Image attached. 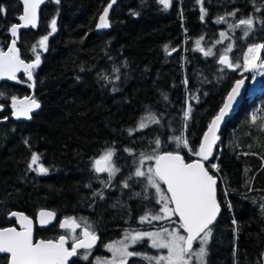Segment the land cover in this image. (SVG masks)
I'll return each mask as SVG.
<instances>
[{"label": "trees", "instance_id": "trees-1", "mask_svg": "<svg viewBox=\"0 0 264 264\" xmlns=\"http://www.w3.org/2000/svg\"><path fill=\"white\" fill-rule=\"evenodd\" d=\"M110 1L46 0L38 27L19 34L20 57L41 58L33 71L32 91L40 108L27 121L0 122V227L12 224L7 214L13 210L35 219L43 208L56 214L55 221L43 230L36 228L37 238H55L61 232L58 223L66 217L81 223V204L86 200L92 205L102 194L92 163L108 148L115 150L114 162L122 172L133 171L135 167L124 166L137 165L141 154L170 151L182 153L187 161L195 158L189 149L177 147L174 137L183 135L190 148L198 149L211 118L240 77L239 67L218 63L217 46L205 57L196 40L203 37L200 48L206 51L221 28L217 18L235 12L237 18L251 16L254 30L245 40L235 36L232 62L241 66L246 49L264 42V0H171L167 9L158 0H116L110 29L97 32L98 15ZM0 6L5 9L0 12L3 51L22 6L20 0H0ZM53 18L55 32L50 27ZM46 35L47 47L40 49L38 42ZM29 84L23 73L14 83L0 81V118L9 117L13 96L30 93ZM261 88L245 93L205 163L219 179L221 203L210 226L205 264L264 262V77ZM142 119L147 126L139 129ZM129 129L134 131L130 134ZM33 152L49 169L47 174L28 169ZM116 179L121 186L123 177ZM135 250L150 257L157 253L146 243ZM137 261L131 258L129 264H141ZM7 262L8 256L1 254L0 264Z\"/></svg>", "mask_w": 264, "mask_h": 264}, {"label": "snow or ice", "instance_id": "snow-or-ice-1", "mask_svg": "<svg viewBox=\"0 0 264 264\" xmlns=\"http://www.w3.org/2000/svg\"><path fill=\"white\" fill-rule=\"evenodd\" d=\"M45 2V0H23V14L18 17L21 24L11 25L10 32L13 37L11 45L7 51L0 50V79L7 78L9 80H17V73L23 70L27 75L29 81L33 79V71L40 65L41 58L37 54L35 60L31 63H26L20 58L19 50L16 47L18 38V30L31 26H37L38 9ZM59 3V0H56ZM160 4L167 9L170 6V0H158ZM198 3L201 0H197ZM116 0H111V3L104 8L103 14L99 17L97 28H108L110 23L108 20L109 9L112 8ZM259 9H257L258 11ZM5 9L0 6V12ZM136 15L137 13H133ZM206 15L205 9L201 7V20ZM228 15H235L229 13ZM224 17H218L216 23L224 21ZM244 26V35L247 36L252 30L253 19L249 16L246 19H240L238 24L229 25V28H236ZM52 32L56 31V20L53 18L50 24ZM50 32L48 35H51ZM48 35L42 37L39 42L40 49H46ZM220 36L225 38V33L221 32ZM203 37L196 40V46L203 51L205 57L213 55L211 48L206 51L200 48V43ZM221 41H217L220 43ZM36 45L33 46V52H36ZM165 51L168 52V45H165ZM264 45H255L249 47L247 53L244 55L243 70L245 72H260L264 75V59H261L259 52ZM175 51V49H172ZM232 51V46L229 45L224 54L219 55L218 63L227 68L235 69L240 65L234 64L227 55ZM170 54V53H169ZM118 71V69H114ZM118 78V77H117ZM107 79V77H104ZM187 83V81H185ZM245 84V78L235 81L233 87L228 92L222 106L219 108L217 114L211 119L208 124L207 131L204 132L201 143L198 149H192L189 146V141L183 138V135L174 137L177 147L181 145L199 159L188 163L185 162L183 156L179 152L165 151L155 155L141 154L140 163L144 160H155V166L148 168L147 172L142 171L139 167L136 168L134 175L136 177H145L147 179V186L156 190V203L160 205L158 212H146L140 218L141 223L145 221L151 223L152 220L172 221V217L179 218V228L183 229L186 235H182L177 229L161 228L155 232H140L126 235L125 239L130 240L135 244L147 237L151 241V247L156 249H167L166 255L156 257L142 256V258L149 261H155V264H192L193 258L197 264H205V257L207 255L206 245L212 235L211 225L221 212V203L217 199V180L213 175L209 174L203 161H208L213 154V146L215 145L218 136L217 130L220 123L225 119L229 112L233 109L238 97L241 95V88ZM33 87L32 84L28 85ZM115 91V89H113ZM2 95V94H0ZM11 107L13 109L12 115L20 118L24 117L31 119L30 113L34 109L40 108L39 102L34 97L26 96L23 100H18L15 96L11 98ZM189 112H184L185 121L189 118ZM8 119V117H4ZM153 122H157L155 117H149ZM257 116H252V121L255 123ZM147 125L143 119L139 123L138 128L143 129ZM264 130V129H262ZM134 129H129L131 134ZM27 144L28 141H25ZM160 140L155 141L157 149L160 147ZM114 149L108 148L92 163V167L96 173L107 172L109 180L115 175L118 168L113 166ZM125 151L131 152L130 149ZM40 156L33 152L28 163L30 171H36L38 174H47L49 169L39 164ZM36 165L34 168L33 166ZM212 168H217L212 165ZM103 183V181H102ZM161 184L166 185L167 193L161 189ZM129 185L124 184L127 188ZM147 191V187L145 188ZM95 195V193H94ZM102 195V194H101ZM139 195V194H137ZM147 199V197H145ZM231 209L232 205H228ZM264 209V205L261 206ZM55 213L51 211L41 210L39 212V223L45 225L49 220L55 217ZM10 217H15L16 222L20 225V230L15 227L0 228V253L10 254L8 264H70V259L79 255L78 249H91L98 237L94 231L91 230V225L87 224L82 227L80 223L73 217H66L60 222L61 229H68L71 233H75L77 228L82 227L80 237L72 235L71 247H66L68 237L65 235L59 236L55 241L53 240H35L33 238V221L23 212L13 211L9 213ZM174 222V221H172ZM235 224V221H233ZM200 242L198 250L193 249L195 241ZM110 251L113 252V259L104 261L102 264H127V258L134 255H142L134 251H128L129 244L123 241L118 242L117 245H108ZM87 259V254L83 256Z\"/></svg>", "mask_w": 264, "mask_h": 264}, {"label": "flooded vegetation", "instance_id": "flooded-vegetation-1", "mask_svg": "<svg viewBox=\"0 0 264 264\" xmlns=\"http://www.w3.org/2000/svg\"><path fill=\"white\" fill-rule=\"evenodd\" d=\"M239 38L240 40L243 39L241 35L239 36ZM228 56L231 60V55L228 54ZM243 75L248 76L247 74L243 73L240 74V77ZM97 176L104 177L106 176V174L95 172V178ZM115 180L116 181H113L114 183L112 182L110 185L106 184L104 180H95L94 182L97 185L101 186L102 195L99 194L98 196H96L97 199L93 202L92 205H89L86 200L81 204L82 208H80V224L82 225V227L85 225V221L87 222V224H90L91 230L95 232L98 239L91 249H79V255L74 257L70 264H102V262L104 261L103 259H105L104 256L109 255L106 251L108 249L107 246L112 245L111 243L115 241V239L123 235L125 232H135L136 230H145L151 227L166 225H156L161 221L155 220H152V223H149L147 221L141 223L140 221V218L144 216L146 212L151 211V208L155 209L157 206H159L156 203L155 198L151 195L150 189L147 188V191H145V188L147 187L145 180H139L137 182L130 181L127 188H125L124 186H118V180ZM107 194H112V197L106 198ZM145 197H147V199H145ZM125 199H127V201H125ZM117 200H120L123 203L119 204ZM33 221L35 223V219H33ZM58 224L60 225V222ZM11 225H14L13 221ZM82 227L77 228L74 234L71 233L68 229H61L59 227L61 232L58 233L55 238L51 239L55 240L59 236L65 235L66 237H68L67 247L70 248L72 244L71 236L76 235L77 237H80ZM36 228L37 227H35V231ZM43 229L45 228H42L41 230ZM145 243L146 241L143 240L131 247V251L141 253L142 255H134L132 257H128L127 264H129L131 258H137V262L141 264H149V260L142 258V256L147 255H144L142 252L135 250L137 248L143 247ZM85 254H87V259L83 258ZM254 263L257 264L256 261ZM260 264H262V262Z\"/></svg>", "mask_w": 264, "mask_h": 264}, {"label": "rangeland", "instance_id": "rangeland-1", "mask_svg": "<svg viewBox=\"0 0 264 264\" xmlns=\"http://www.w3.org/2000/svg\"><path fill=\"white\" fill-rule=\"evenodd\" d=\"M170 3H171V0H170ZM230 13H235V12H230ZM228 14L224 15L225 19H224L223 22L220 23L221 28L219 29V31L217 33V37L215 38L214 43L210 47L212 49V51H213V54L215 52L214 48H216V46H217L216 51H218L219 55H221V54H224V52L226 51V49L228 48L229 45L232 46V51L228 52L227 55L231 54L233 52V50H234V38H235V36L236 35H238V36L241 35L243 37V40H245V38L254 30V23H253L252 30L248 33L247 36L244 35V32L246 30L244 26H240V27H236V28H229L230 24L231 25L238 24V21L240 19H246L248 17L242 16L241 18H237L236 14L234 16L233 15H228ZM221 32L225 33V38H222L220 36ZM217 41H221V42L217 43ZM255 45H264V42H260V43L254 44V45H251L249 47H252V46H255ZM248 48L246 49L245 53H247ZM245 53H244V55H245ZM244 55H243V57L241 59V66L238 69V74L240 75V74L244 73V74L248 75L249 83H248V86H247L246 95H252L253 93L260 92L262 90V88H261V80L264 77V75H262L260 72H245L243 70V67H242L243 62H244ZM259 55H260L261 59H264V48H261V50L259 52ZM140 160H141V158H140ZM140 160L137 162V165H132V166L126 165V166H124L127 169L135 167L133 171H131V172H122V171H120L121 168H118V166L115 165L114 158H113V166L118 168L119 171H117L115 173V175L112 176L111 180H109V175H108L107 172H104L106 174V176H104V177L97 176L95 179L96 180H104L106 184L110 185L117 177H123L124 182L121 183V186H124L125 183L128 184L130 181L131 182H137L139 180H145L146 181V185H147V179L145 177H136L134 175V173H135L136 168H138V167L142 171L147 172L148 168L154 167L155 160L154 159L153 160H147L146 159V160H144L143 164L140 163ZM147 188L150 189V193L155 198V201H156V199H157L156 190L154 188H151V187H148V186H147ZM161 189L165 193V195H167V193H166V191H165V189H164L162 184H161ZM159 208H160V205L157 206L155 209L151 208L150 212H153V213L154 212H158ZM172 221H174V222H172ZM172 221L161 220V222L156 224V225H159V224L160 225L161 224H166V225L151 227V228H147L145 230H136L135 232H137V231H140V232H155V231H159L161 228H168L170 231L172 229H177L178 231H180V233L182 235H185L183 233L182 229L179 228L178 224H176V221L174 220V217H172ZM135 232H130V231L128 233L125 232L119 238L115 239V241H113L111 244L118 246V242L123 241L124 243L129 244L128 251H131V247L132 246H134V245L138 244L139 242L145 240L146 243L151 247V241L147 237H144L141 241H139V242H137L135 244L131 243L130 240H126L125 239L126 235L135 234ZM196 246L197 247L194 248V250H198L199 249V247H200V242L199 241H198V244ZM151 248H153V247H151ZM153 249H155L157 251V253H156L155 256H152V257H156V256L166 255L167 254V249H156V248H153ZM106 251L108 252L109 255L108 256H104V258L108 259V260H105V259H103V260L104 261L112 260L113 259V252L110 251L109 248ZM205 260H206V257H205ZM150 264H155V261L154 260L150 261ZM192 264H197V261L195 260V258H193ZM262 264H264V262Z\"/></svg>", "mask_w": 264, "mask_h": 264}, {"label": "water", "instance_id": "water-1", "mask_svg": "<svg viewBox=\"0 0 264 264\" xmlns=\"http://www.w3.org/2000/svg\"><path fill=\"white\" fill-rule=\"evenodd\" d=\"M46 1V0H45ZM20 3H21V6H22V12H21V14L20 15H22L23 14V0H20ZM45 3V2H44ZM44 3L40 6V8L38 9V18H37V26L35 27V28H33V27H31V26H28V27H25V28H20L19 30H18V38H19V34H20V32L22 31V30H27V29H29V28H31L32 30H35L37 27H38V23H39V12H40V9L42 8V6L44 5ZM109 3H111V1L109 2ZM108 3V4H109ZM107 4V5H108ZM107 5H106V7H107ZM114 5L115 4H113V6H112V8L114 7ZM112 8H110L109 9V13H108V20H109V15H110V12H111V10H112ZM103 11H104V9L102 10V12L98 15V18H97V21H96V24H95V29H96V31L97 32H102V31H107V30H109L110 29V27H108V28H103V29H101V28H97V24L99 23V17H100V15L101 14H103ZM19 15V16H20ZM18 16V17H19ZM22 22L17 18V20H16V22L15 23H13V24H17V25H19V24H21ZM110 23V22H109ZM12 24V25H13ZM10 28H11V26H10ZM10 28H9V34H10V38H11V40H10V43H9V45H8V47L11 45V43H12V40H13V37H12V35H11V32H10ZM52 31V30H51ZM18 38H17V41H18ZM8 47L5 49V50H3V51H7L8 50ZM16 47H17V42H16ZM17 49H18V47H17ZM21 58V57H20ZM22 59V58H21ZM24 60V59H23ZM218 60H219V58H218ZM25 61V60H24ZM34 60H31V61H25L26 63H31V62H33ZM229 69H232V68H229ZM21 73H23L24 75H25V77H26V79L28 80V78H27V75L23 72V70L21 69V71L20 72H18L16 75L18 76V75H20ZM241 78H245V84H244V86H242V88H241V95L238 97V99H237V102L234 104V107H233V109L229 112V114L225 117V119L220 123V127L218 128V130H217V136H219V132H220V130H221V128H222V126H223V124L227 121V119L228 118H230L236 111H237V109L239 108V105H240V103H241V101H242V99H243V97H244V95H245V93H246V90H247V86H248V83H249V78H248V76H246V75H243V76H241V77H239V78H237L236 80H238V79H241ZM235 80V81H236ZM0 81H7V82H10V83H14L16 80H9V79H7V78H3V79H0ZM29 81V80H28ZM235 81L233 82V84H232V86L230 87V89H229V91L231 90V88L233 87V85H234V83H235ZM30 82V84H32L33 85V87H34V83H33V79L31 80V81H29ZM33 87H30V93L28 94V95H24V96H15L18 100H23L26 96H28V97H32V91H33ZM228 91V92H229ZM228 92H227V94H228ZM227 94H226V96H227ZM225 96V97H226ZM224 100H225V98H224ZM224 100H223V102H224ZM223 102H222V104H223ZM11 99H10V102H9V105H10V111H11V113H10V115H9V117H8V119H12V120H14V121H27V120H29V119H27V118H24V117H20V118H17V117H15V116H13L12 115V112H13V109H12V107H11ZM222 104H221V106H222ZM220 106V107H221ZM36 110L37 109H34L31 113H30V116L33 114V113H35L36 112ZM217 114V113H216ZM215 114V115H216ZM214 115V116H215ZM213 116V117H214ZM212 117V118H213ZM211 118V119H212ZM8 119H4V118H0V122H6ZM211 121V120H210ZM210 123V122H209ZM208 127V126H207ZM205 131H207V128H206V130ZM204 135V134H203ZM202 138H203V136H202ZM202 138H201V140H202ZM201 140H200V143H201ZM217 142H218V139H217V141H216V143H215V145L213 146V150H214V148L216 147V145H217ZM165 152V151H164ZM161 153H163V152H161ZM160 154V153H159ZM181 156H183V154L182 153H179ZM184 157V156H183ZM210 158V157H209ZM185 159V158H184ZM196 159H199L198 157H195V158H193V159H191V160H186L185 159V162H188V163H190V162H192L193 160H196ZM203 163H204V165H205V163H206V161H203ZM154 166H155V163H154ZM206 167V166H205ZM207 169V168H206ZM208 170V169H207ZM209 174L210 175H212L210 172H209ZM214 176V175H213ZM215 177V176H214ZM216 178V180H217V186H218V184H219V179L217 178V177H215ZM163 185V184H162ZM163 187H164V189H165V191H166V193H167V188H166V185H163ZM167 195H169L168 193H167ZM41 210H44V211H51V212H53L52 210H50V209H45V208H43V209H40L37 213H36V217H35V223H34V221H33V219L32 218H30V219H32V221H33V238H34V241L35 240H40V239H42V238H36L35 237V227H37V228H39V229H42V228H46V227H48L49 225H51L53 222H54V220H55V217H53V218H51L50 220H49V222L47 223V224H45V225H41L40 223H39V212L41 211ZM13 211H17V210H13ZM13 211H11V212H13ZM19 212H21V211H19ZM218 216H219V214L217 215V218H218ZM177 218V220L179 221V218L178 217H176ZM216 218V219H217ZM7 219L8 220H11V221H13L14 222V225H10V226H6V227H0V228H7V227H15L17 230H20V225L16 222V218L15 217H10L9 216V213L7 214ZM65 219V218H64ZM63 219H61L60 220V222L62 221ZM216 221V220H215ZM214 221V222H215ZM182 231H183V229H182ZM184 233V232H183ZM185 235H186V233H184ZM59 238V237H58ZM57 238V239H58ZM57 239H55V240H57ZM43 240H53V239H43ZM55 240H53V241H55ZM66 247H67V243H66V245H65ZM79 250V249H78ZM1 254H5V255H7L8 256V262H9V259H10V254H8V253H0V255ZM74 258V257H73ZM73 258H71L70 259V262L72 261V259ZM8 262H7V264H8Z\"/></svg>", "mask_w": 264, "mask_h": 264}]
</instances>
